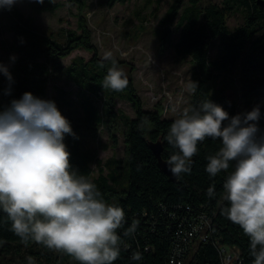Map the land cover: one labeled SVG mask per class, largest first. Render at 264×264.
<instances>
[{
	"label": "trees",
	"instance_id": "obj_1",
	"mask_svg": "<svg viewBox=\"0 0 264 264\" xmlns=\"http://www.w3.org/2000/svg\"><path fill=\"white\" fill-rule=\"evenodd\" d=\"M68 1L77 6L79 13L77 28L66 29L63 40L53 35H40L17 8H0V16L10 20L18 37L16 46L19 51L9 68L12 76L10 95L5 94L9 81L0 75V109L9 106L13 99H20L23 93L31 92L41 99L54 101L70 122L74 136L65 135L64 143L71 154L73 169L96 184L106 203L123 208L125 213V223L118 229L121 253L114 264H173L174 247L183 244L181 233L201 214L211 219V239L200 241L195 238L186 249L182 264H223L217 241L236 246L241 252L242 264H252L248 238L238 225L221 214L226 202L220 194L227 173L222 171L216 177H210L205 170L206 157L219 149L220 141L208 138L198 144L190 173L181 174L180 179L170 178L159 165L149 141L161 140L162 158L167 160L175 149L164 137L175 118H165L159 109H145L131 76H127L128 85L123 91L101 86L108 68L112 66L111 61H103L104 66L100 67L103 57L92 40L84 13L87 0ZM126 1L107 0V3L112 6ZM199 1L191 0L189 6L181 9L182 0H175L162 21L172 23L179 16V39L172 45L179 55L192 58V79L198 85L191 95L190 106H197L208 99L222 106L232 117L238 114V105L227 97L226 87L218 85V76L214 71L231 72L239 67L246 90L264 97V6L259 0H224L223 5L208 4L203 7ZM57 6L44 0L45 10H54ZM233 9L243 10L244 20L231 30L226 17ZM164 36L171 43L168 32ZM216 38L220 40V53L217 59L211 61L209 46ZM78 48L92 52V56L89 59L75 57L70 64L64 65L61 59ZM60 76L77 85L75 98L71 91L59 84H54V98L47 95L50 79ZM116 98L131 101L135 116L118 111L115 108ZM262 111L258 121L260 136H264ZM102 128L108 129L114 144L117 143L116 132L122 129L125 157L109 158L106 162L108 173L99 168V173L94 175L92 163L99 164L100 161L91 141L99 137ZM231 170L230 167L229 172ZM213 184L217 195L210 199L207 189ZM134 223L137 225L135 232L126 236L125 230ZM11 252H27L33 259H40L38 264H44V257L48 264H78L69 255L34 241L25 246L10 230L7 215L0 210V253L6 257ZM134 252H140L142 259L133 260ZM0 264L8 263L1 260Z\"/></svg>",
	"mask_w": 264,
	"mask_h": 264
},
{
	"label": "clouds",
	"instance_id": "obj_2",
	"mask_svg": "<svg viewBox=\"0 0 264 264\" xmlns=\"http://www.w3.org/2000/svg\"><path fill=\"white\" fill-rule=\"evenodd\" d=\"M16 3L0 0V8L10 9ZM107 60L112 66L101 86L123 91L127 76L111 52L105 53L100 67ZM0 74L9 81L5 94L10 95L12 76L2 63ZM188 88L194 94L198 85L190 80ZM259 114L257 107L230 117L207 99L183 108L164 137L175 149L164 163L177 179L190 173L198 144L208 138L220 141L219 149L206 157L205 170L210 177L227 173L220 194L226 202L221 214L248 238L252 264H264V136H257L255 123ZM65 135L74 133L52 100L25 92L0 110V210L25 246L34 241L78 264H114L121 253L118 229L125 223L124 210L106 203L96 184L73 169ZM216 195L213 184L207 196ZM136 227L132 224L124 234H133ZM132 259L141 260V253L134 252ZM27 264H35L34 259L27 257Z\"/></svg>",
	"mask_w": 264,
	"mask_h": 264
},
{
	"label": "rangeland",
	"instance_id": "obj_3",
	"mask_svg": "<svg viewBox=\"0 0 264 264\" xmlns=\"http://www.w3.org/2000/svg\"><path fill=\"white\" fill-rule=\"evenodd\" d=\"M53 5H58L54 10H45L44 3L35 0H17L13 7L17 8L28 24L40 35H53L59 40L64 39L66 29L77 28V15L79 10L75 4L68 0H48ZM175 0H127L109 5L107 0H87L85 17L92 32V40L98 48L101 57L111 52L117 62V67L126 76H131L142 99L143 107L148 110L159 109L165 118H177L179 112L190 106L192 92L188 88L192 79L194 62L190 56H181L177 53L173 43L179 39L180 28L177 19L172 22H163L167 9ZM224 0H200L201 6L208 4L223 5ZM191 4V0H182V7ZM181 13V10H180ZM179 13V15H180ZM244 12L233 9L226 17L229 29L234 30L243 23ZM21 24L23 22L20 21ZM168 32L171 43L165 40ZM17 36L6 17L0 16V63L8 70L16 59ZM220 53V40L213 39L209 46V59L218 58ZM82 56L89 59L92 52L83 48L75 49L67 57L61 59L68 65L75 57ZM218 78L219 86L226 87L225 94L238 105V114H244L259 108V113L264 110V97L254 95L244 86L240 68L231 72L214 71ZM1 75V74H0ZM54 84H59L71 91L76 97L77 85L64 76L50 79L47 86V95L54 98L56 91ZM2 96L0 94V103ZM115 108L134 117L135 109L131 101L126 98H116ZM175 109V111L173 110ZM1 110V109H0ZM261 114H259V117ZM258 121H255L258 127ZM257 136L260 135L257 133ZM117 143L114 144L108 129L102 128L99 137L91 141L92 148L97 152L100 163H92L94 175L103 168L108 173L106 162L111 157L123 159L125 157V141L122 129L116 132ZM57 252L56 250H54ZM2 256V257H1ZM27 252L20 254L7 253L4 257L0 253V261L8 264H27ZM40 259H34L38 264ZM44 264L47 260L42 258Z\"/></svg>",
	"mask_w": 264,
	"mask_h": 264
},
{
	"label": "built area",
	"instance_id": "obj_4",
	"mask_svg": "<svg viewBox=\"0 0 264 264\" xmlns=\"http://www.w3.org/2000/svg\"><path fill=\"white\" fill-rule=\"evenodd\" d=\"M211 219L207 215H199L191 223L189 228H186L181 233V243L174 247L171 261L173 264H182L186 249L192 244V241L197 238L200 241L211 239L212 230ZM211 232V234H210ZM217 246L221 255L223 264H242L241 252L236 246L223 245L217 241Z\"/></svg>",
	"mask_w": 264,
	"mask_h": 264
},
{
	"label": "water",
	"instance_id": "obj_5",
	"mask_svg": "<svg viewBox=\"0 0 264 264\" xmlns=\"http://www.w3.org/2000/svg\"><path fill=\"white\" fill-rule=\"evenodd\" d=\"M260 5L263 7L264 6V2L259 0ZM149 145L150 148L153 150L154 154L156 155L159 165L161 166V168L163 169V171L172 179H177L176 177H174L167 169L164 161L166 159L162 158V151H163V145L161 140H157V141H149Z\"/></svg>",
	"mask_w": 264,
	"mask_h": 264
}]
</instances>
